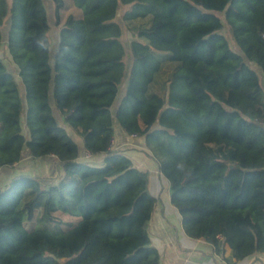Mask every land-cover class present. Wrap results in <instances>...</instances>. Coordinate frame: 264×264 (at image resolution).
<instances>
[{
    "label": "trees",
    "instance_id": "obj_1",
    "mask_svg": "<svg viewBox=\"0 0 264 264\" xmlns=\"http://www.w3.org/2000/svg\"><path fill=\"white\" fill-rule=\"evenodd\" d=\"M72 1L53 58L45 0H0L29 131L0 59V168L26 154L63 170L0 191V264H161L148 230L157 198L149 173L113 150L117 125L145 137L188 236L237 261L264 252V82L252 64L264 74V0ZM51 3L60 24L66 2ZM158 52L180 64L167 97L151 91Z\"/></svg>",
    "mask_w": 264,
    "mask_h": 264
},
{
    "label": "crops",
    "instance_id": "obj_2",
    "mask_svg": "<svg viewBox=\"0 0 264 264\" xmlns=\"http://www.w3.org/2000/svg\"><path fill=\"white\" fill-rule=\"evenodd\" d=\"M47 2L52 5L51 0H47ZM47 2L45 0V3ZM8 30L9 22L2 28L4 40L0 46V59L7 65L19 85L23 100L24 134L29 137V131L26 126L27 104L25 87L20 79L17 67L7 50L6 39ZM127 48L129 55L127 62L131 63L130 45ZM157 54L159 55V53ZM159 57L161 58V56ZM124 92L125 86L123 91L121 89V97ZM76 140L83 147L81 138L77 137ZM114 140L116 148H118L116 149L117 151L128 156L138 169L149 173V188L151 193L157 198V203L148 230L153 245L160 251L161 264H264V252L257 253L243 261H237L231 257V248L228 245L224 247V251L221 254H217L213 246L207 241L188 236L183 227L182 216L172 203L173 191L171 182L163 175L158 161L148 150L145 137L131 136L117 125ZM87 158H89L88 153H84L81 160ZM62 174L63 170L55 156L33 159L25 154L15 166L0 168V191H3L13 181L23 176L47 178L50 181H54ZM73 218H75L74 222L78 221V218Z\"/></svg>",
    "mask_w": 264,
    "mask_h": 264
},
{
    "label": "rangeland",
    "instance_id": "obj_3",
    "mask_svg": "<svg viewBox=\"0 0 264 264\" xmlns=\"http://www.w3.org/2000/svg\"><path fill=\"white\" fill-rule=\"evenodd\" d=\"M46 2H47V0H46ZM65 2H66V7L61 12V18L62 19H61L60 24H57L56 16L54 13V6L47 2L48 10L50 13V22L52 25L51 35H52V39H53V48H52L53 58L57 52V47H58V39L57 38L59 36V31L61 29V26L63 25V23L65 22V20L68 18L69 15L79 14V10L74 6L72 0H65ZM137 24H139V22L136 21L132 25H137ZM131 36H132L131 33L129 31H126L125 37H123L125 44H128V41H130ZM229 38H230L232 46L234 48L238 49L233 37L231 36ZM158 53H159V56H161L160 59L163 61L162 62L163 65H162L161 71H159L155 75V81L151 87V91L159 93L164 97H167L169 95V82H170V79L172 77V73L180 64L177 62L170 61L169 60V56H170L169 53H167V52H158ZM252 64H253V68L255 70H257L259 72V74H261L263 76V79H264V74L262 73V70L258 67L257 64H255V63H252ZM124 84L125 83H123V85H122V91L124 90ZM116 149H118V148H116V142H114L113 150L117 151ZM55 215L59 219L64 221L65 223H70V222L75 221V218H73L69 215H66L64 213H61V212H58ZM29 226H32V223L29 224ZM64 227L66 228L67 226L65 225Z\"/></svg>",
    "mask_w": 264,
    "mask_h": 264
},
{
    "label": "built area",
    "instance_id": "obj_4",
    "mask_svg": "<svg viewBox=\"0 0 264 264\" xmlns=\"http://www.w3.org/2000/svg\"><path fill=\"white\" fill-rule=\"evenodd\" d=\"M114 142H115V140H113V142H112V146L114 145Z\"/></svg>",
    "mask_w": 264,
    "mask_h": 264
},
{
    "label": "clouds",
    "instance_id": "obj_5",
    "mask_svg": "<svg viewBox=\"0 0 264 264\" xmlns=\"http://www.w3.org/2000/svg\"><path fill=\"white\" fill-rule=\"evenodd\" d=\"M41 47H44V45L41 43Z\"/></svg>",
    "mask_w": 264,
    "mask_h": 264
},
{
    "label": "water",
    "instance_id": "obj_6",
    "mask_svg": "<svg viewBox=\"0 0 264 264\" xmlns=\"http://www.w3.org/2000/svg\"><path fill=\"white\" fill-rule=\"evenodd\" d=\"M231 167L233 168V165H231Z\"/></svg>",
    "mask_w": 264,
    "mask_h": 264
}]
</instances>
